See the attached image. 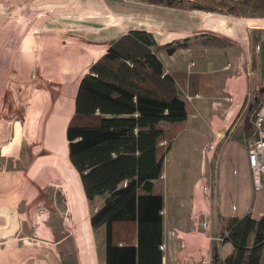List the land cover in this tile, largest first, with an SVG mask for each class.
Here are the masks:
<instances>
[{
    "label": "rangeland",
    "instance_id": "374dc122",
    "mask_svg": "<svg viewBox=\"0 0 264 264\" xmlns=\"http://www.w3.org/2000/svg\"><path fill=\"white\" fill-rule=\"evenodd\" d=\"M183 1V7H176L165 0H0V264H87L85 250H80L85 242L74 232L82 217L60 211L57 204L62 191L71 198L83 191L79 173L68 157L65 133L79 80L106 51L110 40L129 28L160 29L164 25V37L159 40L167 43L175 40L173 21H185L187 13H192L187 12L192 3L211 5L207 0ZM214 2L216 11L195 9L221 12L237 5L239 14L264 15V9L247 2L239 6L244 0ZM198 38L192 44L223 46ZM251 38L257 44L261 33L253 31ZM183 48L187 47L179 49ZM161 53L167 52L163 49ZM262 55L264 65V52ZM250 86L248 103L233 123L238 137L256 107L264 103L259 94L264 84ZM187 94L181 90L188 101ZM203 135V128L190 126L188 132L177 135L167 152L162 177L175 201L188 196L199 176L210 181L221 172L215 163L218 147L208 160ZM236 170L232 168L233 174ZM234 200L228 198L230 205ZM198 203L197 212L201 199ZM205 218L197 217L198 227H206ZM221 223L217 226L208 217L212 250L222 241L225 222ZM79 235L86 242L93 240L98 251L104 246V228L93 233L81 230ZM193 247L189 253L197 264H203L206 254L201 246ZM195 248L201 254L196 255ZM6 256L13 263L4 261ZM95 256L101 255L93 256V264H97Z\"/></svg>",
    "mask_w": 264,
    "mask_h": 264
},
{
    "label": "trees",
    "instance_id": "16d2710c",
    "mask_svg": "<svg viewBox=\"0 0 264 264\" xmlns=\"http://www.w3.org/2000/svg\"><path fill=\"white\" fill-rule=\"evenodd\" d=\"M182 2L165 0L176 7H183ZM207 2L211 5L192 3L189 9L217 10L214 0ZM246 2L264 9V0H244L239 6ZM238 8L221 12L239 14ZM198 36L206 44L234 45L218 35ZM195 37L161 44L153 31L131 27L110 40L79 80L65 132L67 151L91 208V228L105 227V264H163L165 157L187 124L181 90L201 75L167 71L160 53L189 47L199 42ZM259 94L264 98V86ZM247 103L248 96L239 113ZM243 128L251 135L252 121ZM97 196L104 200L95 207ZM61 197L58 207L67 211L63 191ZM224 220L222 240L233 249L221 258L215 246L212 264H264V214Z\"/></svg>",
    "mask_w": 264,
    "mask_h": 264
},
{
    "label": "crops",
    "instance_id": "0c3cea01",
    "mask_svg": "<svg viewBox=\"0 0 264 264\" xmlns=\"http://www.w3.org/2000/svg\"><path fill=\"white\" fill-rule=\"evenodd\" d=\"M187 12L192 13L191 15L187 13L185 21H173L175 25L173 31H176L172 39L210 34L227 38L234 45L209 47L192 44L187 48L176 50L173 54L160 53L167 71L201 75V79H195L196 84L186 83L183 89L190 99L186 100L187 124L179 133L188 132L190 126L196 129L203 128L205 131V135L201 138L204 141L203 151L207 149L206 157L209 160L212 151L218 147L215 163L219 165L221 171L216 179L210 181L204 175L199 176L188 196H179L177 201L168 195L163 180L165 198L162 211L164 216L163 264H197L195 257L189 253L190 249L194 250V244L201 246L203 254H206L203 264H212V235L207 230L208 217L209 219L211 217V222L217 223L218 226L228 217H243L250 213L254 218H260L264 214V189L255 190L253 187L247 151L243 142V129L241 137L233 131V123L249 94V86L253 84L258 87L264 84L262 63L264 15L227 14L197 9ZM164 28V25L160 29L148 28L154 32L161 44H164L159 40L164 37V33L161 32ZM253 31L261 33L257 44L251 38ZM253 58L256 62L254 66ZM166 60L169 61V67ZM233 167L238 169L236 174L232 172ZM63 193L67 211H62L79 213L82 217L77 232L74 229L73 231L79 241L85 242L80 250H85L87 264H93V256H98V253L101 256L98 259L95 256L97 264H105L106 241L104 240V246L98 251L93 240L88 239L86 242L85 239H81L83 236L79 235L81 230L94 232L89 221L91 208L84 190L77 198H71L70 193ZM230 196L235 199L232 205L228 201ZM98 199L99 203L95 207L102 203L104 197L97 196L95 202ZM200 199L202 206L197 212ZM53 203L51 201V204ZM175 206H177L176 211ZM58 209L60 210L59 207ZM180 212L185 215L182 216ZM199 215L206 217L202 222L206 223L204 229L197 226ZM101 228L105 229V227ZM218 248L221 258H224L231 253L233 245L230 241L222 240ZM195 254L201 253H198L195 248ZM4 261L13 263L9 256H6Z\"/></svg>",
    "mask_w": 264,
    "mask_h": 264
},
{
    "label": "built area",
    "instance_id": "2783aa9c",
    "mask_svg": "<svg viewBox=\"0 0 264 264\" xmlns=\"http://www.w3.org/2000/svg\"><path fill=\"white\" fill-rule=\"evenodd\" d=\"M255 96V95H254ZM253 133L243 131V142L247 151L248 165L255 190L264 189V103H260L252 117Z\"/></svg>",
    "mask_w": 264,
    "mask_h": 264
}]
</instances>
